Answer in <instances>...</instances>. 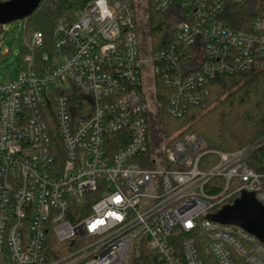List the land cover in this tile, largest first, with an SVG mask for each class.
I'll return each instance as SVG.
<instances>
[{
	"label": "built area",
	"instance_id": "built-area-1",
	"mask_svg": "<svg viewBox=\"0 0 264 264\" xmlns=\"http://www.w3.org/2000/svg\"><path fill=\"white\" fill-rule=\"evenodd\" d=\"M252 1L95 0L49 40L24 38L16 77L0 83V264H124L130 254L133 264H205L203 253L264 264L263 242L213 219L244 193L264 206L253 149L223 153L188 129L158 140L151 130L162 99L182 118L204 106L216 77L264 66V17L250 31L223 20ZM150 7L166 15L159 50ZM215 179L221 192L209 194ZM50 233L77 250L49 262Z\"/></svg>",
	"mask_w": 264,
	"mask_h": 264
},
{
	"label": "trees",
	"instance_id": "trees-1",
	"mask_svg": "<svg viewBox=\"0 0 264 264\" xmlns=\"http://www.w3.org/2000/svg\"><path fill=\"white\" fill-rule=\"evenodd\" d=\"M93 1L95 0H43L34 14L23 21L20 45L23 46L24 38L29 39L38 31L49 40L56 24L61 20H74L75 15ZM108 1L133 3V0ZM149 14L148 33L154 48L159 50L167 45L166 39L169 38L166 15L155 12L151 7ZM259 17H264V0H254L237 6L231 5L223 14L225 26L241 31H250L252 22ZM1 33H3V26H0ZM21 54H24L23 50ZM160 94H163L162 91ZM74 97L75 105H82L85 100L77 90H74ZM167 108L168 101L162 99L158 114L151 120L154 139L158 140L159 135L168 139L188 129L208 141L218 152L235 153L252 148V154L247 161L248 166L264 176V67L259 70L216 77L209 85V95L204 106L190 108L182 118L171 117L167 113ZM79 118L85 119V117ZM203 162L210 163V167H213L218 164L219 159L216 155L210 154L205 156ZM222 182L221 179H215L207 187V192L220 193L221 188H217L216 185L221 186ZM85 208L78 209L82 217L88 214V209ZM77 247V244L58 242L50 233L46 247L47 260L54 262L68 258L77 250ZM201 257L205 264H219L209 253H203ZM70 263L71 260H66L62 264Z\"/></svg>",
	"mask_w": 264,
	"mask_h": 264
},
{
	"label": "water",
	"instance_id": "water-1",
	"mask_svg": "<svg viewBox=\"0 0 264 264\" xmlns=\"http://www.w3.org/2000/svg\"><path fill=\"white\" fill-rule=\"evenodd\" d=\"M43 0H12L0 2V26L20 22L31 17ZM213 219L238 225L264 243V206L254 194L244 193L233 206L225 207Z\"/></svg>",
	"mask_w": 264,
	"mask_h": 264
},
{
	"label": "rangeland",
	"instance_id": "rangeland-1",
	"mask_svg": "<svg viewBox=\"0 0 264 264\" xmlns=\"http://www.w3.org/2000/svg\"><path fill=\"white\" fill-rule=\"evenodd\" d=\"M145 24L146 20L141 21ZM18 22L5 26L6 32L0 34V83L13 80L16 77L18 66V55L21 50L20 38L22 35V27H18ZM143 47L145 48L144 41ZM262 66L260 69H262ZM259 70V69H258ZM175 136V135H174ZM228 207L224 205V208ZM135 249L132 246V250ZM134 256L130 254L124 264H133Z\"/></svg>",
	"mask_w": 264,
	"mask_h": 264
}]
</instances>
